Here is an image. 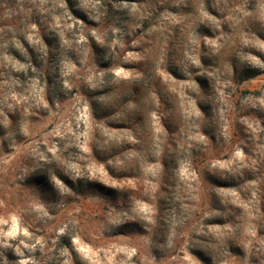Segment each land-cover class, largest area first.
Segmentation results:
<instances>
[{
  "label": "rangeland",
  "instance_id": "1",
  "mask_svg": "<svg viewBox=\"0 0 264 264\" xmlns=\"http://www.w3.org/2000/svg\"><path fill=\"white\" fill-rule=\"evenodd\" d=\"M0 264H264V0H0Z\"/></svg>",
  "mask_w": 264,
  "mask_h": 264
},
{
  "label": "trees",
  "instance_id": "2",
  "mask_svg": "<svg viewBox=\"0 0 264 264\" xmlns=\"http://www.w3.org/2000/svg\"><path fill=\"white\" fill-rule=\"evenodd\" d=\"M243 74L246 78H249V77H254V76L258 75V72L256 70H249L248 69V70H245Z\"/></svg>",
  "mask_w": 264,
  "mask_h": 264
}]
</instances>
